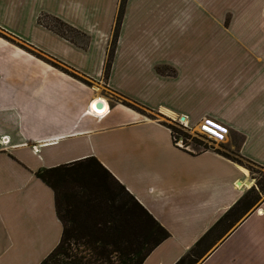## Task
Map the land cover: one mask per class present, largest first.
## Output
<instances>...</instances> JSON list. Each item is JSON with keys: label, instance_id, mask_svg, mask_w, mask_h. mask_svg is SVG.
Returning a JSON list of instances; mask_svg holds the SVG:
<instances>
[{"label": "crops", "instance_id": "0c3cea01", "mask_svg": "<svg viewBox=\"0 0 264 264\" xmlns=\"http://www.w3.org/2000/svg\"><path fill=\"white\" fill-rule=\"evenodd\" d=\"M186 1L127 0L105 77L120 0H0V30L35 50L0 32V264H40L61 239L42 168L96 156L170 231L141 264H175L247 193L246 165L175 144L163 114L225 124L224 140L264 167V0H242L224 28L217 0ZM205 252L196 264H264V200Z\"/></svg>", "mask_w": 264, "mask_h": 264}, {"label": "trees", "instance_id": "16d2710c", "mask_svg": "<svg viewBox=\"0 0 264 264\" xmlns=\"http://www.w3.org/2000/svg\"><path fill=\"white\" fill-rule=\"evenodd\" d=\"M126 2L127 0H120L104 65L105 77H108L111 71ZM43 13L50 14L42 12L39 15V21L67 36L61 30L44 22L41 16ZM53 16L66 26L80 30L61 17ZM82 33L84 32L82 31ZM11 39L24 47L26 46L21 40ZM86 42L87 40L83 42V45ZM28 49L32 50L31 48ZM62 68L65 67L62 66ZM65 69L79 76L76 72ZM167 123L172 129L180 131L184 136H189L188 132L178 128L173 123ZM207 147L209 146L205 148ZM217 149L241 162L240 159L230 153L220 148ZM37 174L56 189L57 210L64 223L59 243L40 264H141L152 249L170 235V231L96 156H88L68 164L42 168L37 170ZM51 176L66 183V212L72 215L71 221L74 223L72 228L60 211L61 192L51 180ZM246 195L247 193L238 199L175 264H194L204 253L202 247L217 232L218 227L222 224H231L233 222L232 215L238 209L242 208L244 211L249 209L252 203L246 200ZM72 237L82 243L85 249L71 251L68 245ZM63 253L66 254L67 258L59 256Z\"/></svg>", "mask_w": 264, "mask_h": 264}, {"label": "rangeland", "instance_id": "374dc122", "mask_svg": "<svg viewBox=\"0 0 264 264\" xmlns=\"http://www.w3.org/2000/svg\"><path fill=\"white\" fill-rule=\"evenodd\" d=\"M191 1L192 0H187L186 2L189 5L191 3ZM241 3H242V0H217V4L219 6V9L220 8L224 9V10H221L218 12L219 28L220 27L224 28L225 25H227L229 23V21L232 19L233 13H232V11H230V9L233 8L234 6L238 5V4H241ZM119 4H120V2H119ZM41 16H42L44 22L49 23L50 25L56 27L57 29L61 30L67 36L73 38L76 41L83 43L88 38L87 35L85 33H82L81 30H76V29H73V28L66 26L65 24L60 22V20L56 19L51 14L43 13ZM187 16H188V14H187ZM10 31L19 35L16 31H13V30H10ZM0 32L4 35L9 36L10 38H14L15 40H19V39L15 38V36L8 31L0 30ZM25 47H27V49L31 48L28 45H26ZM109 47H110V45H109ZM31 49L34 50L33 48H31ZM158 69L160 71L172 72L174 70V67L164 65V66H159ZM132 103L134 105H136L137 107H139L140 109H143L138 104H136L134 102H132ZM163 119L166 120L167 122L173 123L178 128H181L184 131L189 133V136H185V138L190 142V144H191L190 148L191 149L199 150V149L205 148L206 146L220 148L223 151H226V152L230 153L231 155L235 156L236 158L240 159L241 163H243L244 165H246L249 168L250 175H251L254 183L251 184L249 190L247 191V195H246V200H249L252 203L248 210L255 207L257 205V203H259L260 201L264 200V167L262 165H259L255 162L243 157L238 150L237 144H236V146L231 145L230 143L227 142L228 138H226L224 140V139H216V138L210 137L208 135H197L193 132V129H190V131H189V130L184 129L180 125H177V123H176V122H178L177 118L169 117V116L163 114ZM191 124L194 125L195 122L192 121ZM194 127H197V126L195 125ZM175 131H178V130H175ZM178 132H180V131H178ZM240 137H241L240 135L235 137L236 143L239 142ZM51 180L55 183V185L57 186V188L61 192V198L59 199L60 211L62 214H64V216L67 220V223L72 228L74 226V223H72V221H71L72 215L69 212H66V203H65V189H66L65 184L66 183L61 181V180H58L54 176H51ZM248 210L244 211L242 208L238 209L232 215L233 222L231 224L227 223L225 225H223V224L220 225L218 227L217 232L204 244V246L202 247V251H204V253L198 258V260L194 264H196L201 259V257L204 256V254L206 253L205 251L207 249H209V247L211 245H213V243H215L219 239V237H221V235H223L224 233H226V231H228L231 227H233L239 221L240 217L244 213H246V211H248ZM69 242H70V244L68 245V248L71 249V251H77V250L79 251V250L85 249V246L82 243H80L78 240H75L74 237H72ZM59 256L61 258H67L65 253H63Z\"/></svg>", "mask_w": 264, "mask_h": 264}, {"label": "built area", "instance_id": "2783aa9c", "mask_svg": "<svg viewBox=\"0 0 264 264\" xmlns=\"http://www.w3.org/2000/svg\"><path fill=\"white\" fill-rule=\"evenodd\" d=\"M184 119L185 118L179 116L177 118L178 122H176L177 125H180L184 129L189 131L190 129H193V132L197 135H208L216 139H224L229 132V128L225 124H222L208 117L202 118L198 123L194 125ZM195 125L197 127H194ZM173 139L175 144L181 147H186V148L191 147L190 142L185 138V136L182 133L175 131L174 129H173Z\"/></svg>", "mask_w": 264, "mask_h": 264}, {"label": "bare ground", "instance_id": "6f19581e", "mask_svg": "<svg viewBox=\"0 0 264 264\" xmlns=\"http://www.w3.org/2000/svg\"><path fill=\"white\" fill-rule=\"evenodd\" d=\"M105 100V99H104ZM98 100H94L93 102H92V108L93 109H95L97 112H103V111H106V110H108V105H107V103H105L104 101H103V107L102 108H98V107H96V102H97ZM184 120H186V121H188V118H186V119H184ZM3 141H7V140H5V138H3Z\"/></svg>", "mask_w": 264, "mask_h": 264}, {"label": "water", "instance_id": "95a60500", "mask_svg": "<svg viewBox=\"0 0 264 264\" xmlns=\"http://www.w3.org/2000/svg\"><path fill=\"white\" fill-rule=\"evenodd\" d=\"M96 107L102 108L103 107V101L102 100H98L96 102ZM182 118H185V115H182Z\"/></svg>", "mask_w": 264, "mask_h": 264}]
</instances>
